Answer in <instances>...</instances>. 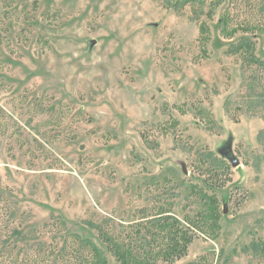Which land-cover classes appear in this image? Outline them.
Returning <instances> with one entry per match:
<instances>
[{
	"label": "rangeland",
	"instance_id": "1",
	"mask_svg": "<svg viewBox=\"0 0 264 264\" xmlns=\"http://www.w3.org/2000/svg\"><path fill=\"white\" fill-rule=\"evenodd\" d=\"M114 244L264 264V0H0V264Z\"/></svg>",
	"mask_w": 264,
	"mask_h": 264
},
{
	"label": "trees",
	"instance_id": "2",
	"mask_svg": "<svg viewBox=\"0 0 264 264\" xmlns=\"http://www.w3.org/2000/svg\"><path fill=\"white\" fill-rule=\"evenodd\" d=\"M221 22L223 25L222 31H224V34L226 36L232 37L237 33L238 31L237 28H229L230 27L229 16H225L221 20ZM247 45L251 47V44L246 42V43H242L241 46L238 47V50L241 51L244 48L248 49ZM164 221H157V224L160 226L161 230L164 231L166 228H168L170 231L169 244L163 253L169 257L176 254L178 255V253L179 256L183 255L187 249L189 242L191 241L190 240L191 238L188 236V232H187L188 229L183 231L180 230L179 228L175 229L172 224H169V222H164ZM115 247H117L119 251L116 252ZM111 249L115 251L118 259L122 261V264H148L147 261L135 259L133 257L132 250L129 248L122 249L120 245L114 244L111 246Z\"/></svg>",
	"mask_w": 264,
	"mask_h": 264
},
{
	"label": "water",
	"instance_id": "3",
	"mask_svg": "<svg viewBox=\"0 0 264 264\" xmlns=\"http://www.w3.org/2000/svg\"><path fill=\"white\" fill-rule=\"evenodd\" d=\"M223 154H225L228 158H230L235 166L239 164V161L235 160V158L233 157L230 147L227 151L223 152Z\"/></svg>",
	"mask_w": 264,
	"mask_h": 264
}]
</instances>
